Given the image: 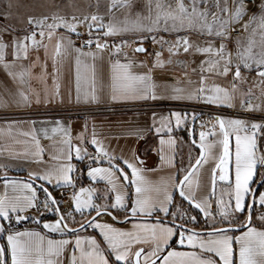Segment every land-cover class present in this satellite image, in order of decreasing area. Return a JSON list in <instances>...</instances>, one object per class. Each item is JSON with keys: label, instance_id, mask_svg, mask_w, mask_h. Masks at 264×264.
I'll use <instances>...</instances> for the list:
<instances>
[{"label": "snow or ice", "instance_id": "snow-or-ice-1", "mask_svg": "<svg viewBox=\"0 0 264 264\" xmlns=\"http://www.w3.org/2000/svg\"><path fill=\"white\" fill-rule=\"evenodd\" d=\"M136 2L109 0L106 14L110 18L107 22L103 20L104 14L99 12L82 16L72 14L68 18L56 7L51 13V23H46L49 20L47 15L27 16V23L34 27L22 38L13 35L6 42L0 35V68L17 85L12 102L17 105L31 103L32 96L24 90V85L28 83L26 77L33 75L31 68L37 63L41 67L39 78L46 80L49 51L44 40L47 36L51 41L55 36L54 50L50 54L53 88L51 92L45 88V104L57 99L64 103L58 80L65 62L71 59L74 60V96L70 86L69 103L74 100L78 105H95L105 99L122 102L168 98L235 107L239 96L242 109L249 112L260 109L261 105L253 104L251 97L254 89L264 97V0H140L142 10L133 12ZM20 6L19 0H8L7 8L0 11V16L4 17L0 32L12 30L8 23L13 15L11 9ZM112 9L122 10V18H117ZM80 25L86 27L88 36L77 46L70 34L80 36ZM59 28L65 29L69 35H57ZM93 29L99 30V34L94 35ZM161 32L174 36L168 39L159 35ZM128 34L133 38H124ZM193 34H197V39L192 38ZM101 36L121 38L109 42L102 40ZM149 39L160 48L149 51L144 46V41ZM230 41L235 43V51L229 49ZM40 47L44 48V62H40L37 56L31 65L21 64L19 69L16 68L17 61L26 58L30 48ZM9 48L12 59H7ZM165 48L169 53L167 59L162 58ZM129 50L132 57L143 53L144 58H131ZM181 53L204 54L199 62L198 83L189 81V86H180L179 81L169 84L154 79V71L163 69L166 64L187 68V61L180 58ZM137 67L144 70H134ZM243 70L255 73L247 91L240 87L248 82ZM207 73L225 78L231 75L230 87L208 84L207 81L214 77ZM35 101L41 102L39 92L35 93ZM0 104L7 106L2 96ZM159 120L158 125L157 113L153 112L149 130L154 129L157 134L166 130L169 135L167 138L159 136L160 146L154 149L160 160L156 169L145 168L143 159L135 150L130 149V156L110 152L97 138L95 125L90 141L82 131L76 136L80 143L74 145L70 127L56 120L52 132L61 133L63 138L58 142L57 151L49 154L53 160L64 163L45 166V149L34 127L23 133L31 137L30 141L14 140L13 143L32 146L22 150L23 159L37 167L29 169L27 180H18L9 178L7 166L0 165L5 169L4 178L0 180L3 185L0 191V236L6 239V244L0 245V264H264V227L255 226L253 216L259 209L255 219L264 222V151L259 150L257 143L258 133L264 135V121H256L251 116L221 114L201 119V114L195 110L191 113L171 111L168 116H160ZM173 120L177 128L181 125L186 128L191 144L198 146L199 153L194 162L190 157L188 165L181 164L175 173L152 180L144 173L159 170L162 166L176 167L174 153L170 154L165 148L171 149L176 142L170 135ZM197 122L201 129L198 140L195 138ZM40 130L45 137L49 136L47 129ZM142 133V129H137L129 134L140 136ZM86 142L94 146V155L83 147ZM73 152L78 160L85 157L89 160L88 177L93 181L98 178L106 181L115 193L114 198L105 196L104 203H96L92 196L95 188L76 190L70 175L75 170L71 162ZM4 153L17 154L13 148L0 147V154ZM209 162L212 164L210 194L198 198L199 173ZM218 182L222 191L214 201V213L212 197H216ZM46 184L71 188L68 195L72 207L62 211L59 207L62 198L54 197ZM38 191L43 193V199L38 196ZM82 193H87V198H83ZM177 193L180 204L174 203ZM185 201L205 217L199 228L195 227V215L184 219L186 212L182 205ZM30 210L36 213L52 211L56 219L44 220V231L38 227L17 229L16 225L27 218ZM75 213L80 214L83 222L77 221ZM104 216L131 224V228L116 227ZM153 216L154 220L148 219ZM33 219L40 225L39 217ZM88 227L97 235L79 234ZM51 234L60 238H53ZM174 237L175 245H180L181 249L187 246L190 250L178 249L170 243Z\"/></svg>", "mask_w": 264, "mask_h": 264}, {"label": "crops", "instance_id": "crops-1", "mask_svg": "<svg viewBox=\"0 0 264 264\" xmlns=\"http://www.w3.org/2000/svg\"><path fill=\"white\" fill-rule=\"evenodd\" d=\"M7 2L8 0H0V11L5 10L7 8ZM56 8L51 6L48 10V12H40L33 15V17H40L47 15L49 16V20L46 21V23H51V13ZM142 10L141 2L140 0H137L136 4L134 5L133 12ZM13 15L9 19L8 23L12 26V30L0 32V35L3 36L6 42L10 41L11 37L15 35L17 38H22L24 35H26L34 26L27 23V16L29 15H22V13L19 14V7L11 9ZM99 12V11H97ZM108 12V9L106 11H101L99 13L104 14L103 20L107 22L109 20V15L106 13ZM112 12H114L117 16V18H122L123 12L122 10L118 11L117 9H112ZM89 12L87 11V8L80 13H77L76 15L82 16V14H85ZM60 14L65 15L66 17L70 18L71 15L66 9H60ZM3 21L4 17L0 16V27H3ZM79 31L81 33L80 36H77L75 33H71V38L73 39L74 43L77 46H80V40L87 37L88 33L86 30V27L84 25H80ZM57 35L59 34H66L69 35V33L66 32L65 29L59 28L56 30ZM93 34H99V30L93 29ZM159 35H163L168 39H172L174 34L170 36L168 33L161 32ZM234 36L236 33L233 34ZM121 37H104L101 36V39L108 40L109 42L112 41H118ZM124 38L131 39L133 38L131 34L125 35ZM193 39H197V34H193ZM37 39H39V32L37 30ZM55 39L54 36L51 41L48 40L47 36L45 37L44 43L48 44V51H49V58L47 59V77L46 80L40 79L41 74V67L40 63H37L35 67L31 68L32 76L26 77V80L28 83L24 85V90L29 93L30 96H32V101L28 105H17L12 102V100L16 97L17 92V85L9 78L2 68H0V96H2L7 101V106H4L3 104H0V147H10L16 150L15 156H10L7 153L0 154V165H6L7 166V174L8 175H17V176H25L28 177V171L29 169H34L37 167L36 164L31 163L28 160L23 159V149L26 147H32L29 144L24 143H13L14 140H21V141H30V136L23 135L24 132L31 131L34 127L36 129V135L40 140L41 146L44 147V161L45 166L48 164H56V163H64L65 161H55L51 158V155L49 153H55L57 151L58 142L63 138L62 134L57 132L53 133L52 128L55 126V122L57 119H59L62 124L65 127H70L71 134L73 137V144H79L80 141L76 139V136L78 133L84 131L86 139L90 141L91 133L93 130V125H95L96 135L98 139H101L104 142V145L107 147V149L110 152H115L117 155L123 154V155H131L130 149L135 150V152L138 154L139 157L143 160H147L148 163L151 164V166H156L160 164L159 155L157 151H154L155 145L159 140V136H167L169 133L167 131H163L159 134L155 132L154 129L151 131L144 130L141 126H139V123L141 120L148 119L151 121L150 126L152 125V113H157V124L159 125L160 116H168L171 111H185V108L187 109H194L197 107H207L209 109H223L224 111H236L238 113L243 112H249L248 110L242 109L240 107V97L237 96L235 100V107H228V106H215V105H209L200 101L196 100H172L168 98H162V99H156V100H137V101H122V102H111L108 100H104L103 102L95 105H78L74 102L69 103L68 102V88L71 86L73 89V96H74V60H68L65 62L64 67L61 71V74L59 76V84H60V92L64 96V103L61 104L59 100L57 99L54 102H50L45 104L43 102L44 92L45 88L47 87L48 91L51 92L53 88V81H52V61L50 58L51 52L54 50L55 45ZM202 41L203 38H200ZM144 46L149 50L152 51L153 49H159L160 46L153 45L151 40L144 41ZM229 49L235 51V43L230 41L228 44ZM9 55L7 56V59H12L10 53L11 49L9 48L7 50ZM130 57L133 59H143L144 54L143 53H137L136 56L132 57L131 51L129 50ZM37 56L39 57L40 62L45 61V55H44V48L40 47L39 49L36 48H30L28 52V56L26 58H22L17 61L16 68L19 69V66L22 64L24 66L31 65L34 61L37 60ZM169 57V53L167 52L166 48L162 50V58L167 59ZM180 58L184 59L188 63V67L184 68L183 66L171 64V65H165L163 69H156L154 71V79L157 81L166 82L169 84L176 83L179 81L180 86H189V81H192L194 83H198L200 69H199V62L204 58V54H191V53H181ZM123 59V57H121ZM175 60L176 57H173ZM107 60V54L105 53V61ZM192 69H195V71H192ZM136 71H143L144 69H141L139 67L135 68ZM247 74L248 82L246 84L241 85V89L243 91H247L248 85L253 82V78L255 76L254 72H248L247 70H243ZM185 73H187L185 75ZM210 78L207 83L208 84H220L223 87H230L229 80L231 79V75L229 77H220V76H214L212 73H207ZM39 92L41 96V102L36 103L35 101V93ZM253 96L251 97V102L253 104H259L261 107H263L261 101L264 99V97L260 96V92L258 89L253 90ZM247 99V97H246ZM260 107V109H262ZM258 110L251 111V113H257ZM189 113L192 111L186 110ZM230 116V115H227ZM232 117V116H231ZM111 118V119H109ZM35 121V124L33 125L32 122ZM15 122V123H11ZM85 123H87V129H85ZM141 124V123H140ZM9 128H11V131H9ZM41 128H45L48 131L49 136L45 137L44 133L40 130ZM151 128V127H150ZM137 129H142L143 133L140 136L132 135L129 133L135 132ZM175 138L176 141V148L174 149V156H175V164L176 167L174 170L178 167H180L181 164L187 166L189 163V158H192V161L194 162L195 157L199 153V149L191 144V139L188 134V131L186 128L181 125L180 128H177L174 124L173 120V131L170 134ZM197 139V138H196ZM258 148L260 151H264V135H260L258 133ZM83 147L87 148L88 153L92 154L94 153L95 149L94 146L91 145V143L86 142ZM75 165V170L70 173V175L75 179L78 174L80 173V170H84L86 166L90 163L89 160L85 157L83 160H78L75 156V153L73 152V157L71 161ZM89 162V163H88ZM87 168L84 170L86 173ZM4 168H0V176L4 175ZM18 180H24L22 178H15ZM85 183L83 186H87L86 184H91L89 180L85 177L84 178ZM102 184V183H99ZM76 186V185H75ZM46 187L49 188V190L53 193L55 190H61L65 189L63 187L54 186L52 184H46ZM99 188L102 189L100 192H106L109 194L110 197L111 194L109 190L104 186H99ZM3 185L0 184V191H2ZM71 189V188H69ZM72 191V189H71ZM54 194V193H53ZM178 194V193H177ZM55 195V194H54ZM68 195V194H67ZM67 195H60L59 192L56 194L57 199L62 198V202L60 204V207L63 210L64 209V197ZM38 196L43 199V193L41 191H38ZM113 198V197H112ZM101 197L98 196L95 200L96 203H102ZM225 200L228 199L227 196L224 197ZM176 201V199H175ZM174 203L176 204V202ZM111 203V199L108 201ZM188 207H184L182 205V209L186 212V214H189L190 216H198L197 210H192L189 208V204L187 202H184ZM175 210V209H173ZM214 213L216 211V207L214 210H212ZM260 210L258 209L256 212H254V223L257 227H264V222L260 221L259 219H255L256 216L259 215ZM118 215H123V213H119ZM76 219L79 222H83L81 219V216L79 213H75ZM33 217H39L41 219L40 225H37L36 221L33 219ZM200 220L204 221L205 217L203 214L199 215ZM56 219V215L52 211H41L40 213H36L35 210H30L29 214L27 215V218L20 222L18 225H16L17 229H23V228H34L38 227L39 230L44 231L42 229V222L44 220L52 221ZM104 219L108 222L113 223L116 227L124 228V229H130L131 224L128 223H117L116 221H113L111 217L104 216ZM220 217L218 216L217 221H219ZM190 226H192L190 224ZM199 228L198 226H195ZM82 236L86 235H97L96 232L93 231L92 228L88 227L85 228L84 231H81L79 233ZM53 238H60L57 234H51ZM98 239H100L99 236H97ZM2 245L6 244V239L3 236H0ZM175 237L173 238V241L170 243L174 244ZM178 249H181L180 245H175ZM181 250H190L187 246H184Z\"/></svg>", "mask_w": 264, "mask_h": 264}, {"label": "rangeland", "instance_id": "rangeland-1", "mask_svg": "<svg viewBox=\"0 0 264 264\" xmlns=\"http://www.w3.org/2000/svg\"><path fill=\"white\" fill-rule=\"evenodd\" d=\"M19 3L21 5L19 7V14L22 13V15L24 14V15L33 16L34 14L39 13L40 11L41 12H48V10L51 6H53V7L56 6V7H59L60 9H66L70 13V15H72V14H77V13L83 12L86 8H87V11L89 12V14L92 12H97V11H99V12L106 11V9H108L107 5L109 3V0H19ZM261 103H262L263 107H261L262 109H260V111H257V113L264 115V99H262ZM225 115L227 116V114H225ZM230 116H232V115H230ZM232 117H244V115L242 113H239L238 115H235ZM252 118L255 119L256 121H259L254 116ZM109 119H111V118H109ZM140 123H139V126L144 128V130H148L151 127L150 126L151 121L148 119L143 118ZM198 139H199V134L197 135V140ZM154 145L156 147L154 149H158L160 146L159 140L156 143H154ZM165 148H166V151L169 152L170 154L174 153V149L176 148V142H175V145L171 149H168L167 146H165ZM143 161H144V167L145 168H147V169H156L157 168V165L151 166V164L148 163L147 160H143ZM92 166L95 167L96 164H92ZM101 166H105V165L102 164ZM211 166H212V164H211V162H209L208 164H205L200 170L199 187H198L197 193H196L198 198L202 197L204 195L210 194L211 185H210V179L209 178H210ZM175 172H176V169L174 170V168H171L169 166H162L159 168V170L149 171V172L144 173V175H146L148 178H150L152 180H158L161 177H167L170 173H175ZM85 177L89 180V182L92 183V185L86 184L87 186H83L85 183V180H84ZM73 180H74L75 185H76V190H78L80 187L95 188L96 191L92 193L94 201L96 200V198L98 196H100L101 202L104 203L105 202V199H104L105 196H107L109 198H112V197L114 198V196H115V193L110 190L109 185L107 184L106 181H104L100 178H98L97 181L91 180V178H89L87 175V170H86V173L83 171V169L80 170V173L78 174V176ZM99 183H102V184H99ZM103 184L109 190L112 197H110L109 194L106 192H100L99 193V191H102V189L99 188V186H102ZM215 191H216V197H212V200H213L212 210H214V208L216 207V204L214 202L215 199L220 196L221 191H222V188H221V185L219 182L217 184ZM81 195L83 198H87V193H82ZM54 196H56V194ZM175 202H176V204L181 203V198L179 197L178 194L176 196ZM183 206L186 208L188 207L184 203H183ZM70 207H72V203H71L69 195H67L66 197H64V209L67 210ZM189 208H191L192 210H197L191 206H189ZM197 211H198V216H196L197 217L196 225H200L202 221L200 220L199 215L202 213H200L199 210H197ZM160 215L163 216V213H161ZM189 217H190V215L186 214L184 219H188ZM150 218H155V216L149 217L148 219H150ZM216 219H218V216L216 217Z\"/></svg>", "mask_w": 264, "mask_h": 264}, {"label": "built area", "instance_id": "built-area-1", "mask_svg": "<svg viewBox=\"0 0 264 264\" xmlns=\"http://www.w3.org/2000/svg\"><path fill=\"white\" fill-rule=\"evenodd\" d=\"M85 39H87V37L81 39L80 40V44H81V41L82 40H85ZM93 47H94V45H93ZM85 50H87V47H85ZM185 110H190V111L195 110L197 113H200L201 114V119H208V117L210 115H215V114H221V115L227 114V115H232V116H235V115H238L239 114L238 112H236L234 110L227 112V111H224L223 109H209L207 107H197V108H194V109H187V108H185ZM242 114L244 116L245 115L246 116H252L253 115L254 117H256L257 120L264 121V115H261V114H256V113H251V112H244ZM200 130L201 129H200V126H199V122H197V124H196V131H197L198 134H199V131ZM92 154L94 155V153H92ZM69 192H71V189L65 188V189H61L59 191V194L60 195H67Z\"/></svg>", "mask_w": 264, "mask_h": 264}, {"label": "water", "instance_id": "water-1", "mask_svg": "<svg viewBox=\"0 0 264 264\" xmlns=\"http://www.w3.org/2000/svg\"><path fill=\"white\" fill-rule=\"evenodd\" d=\"M190 139H191V137H190ZM197 148H198V146L197 145H195ZM199 149V148H198ZM8 177L9 178H22V179H24V180H27L28 179V177H25V176H17V175H8ZM4 178V175L3 176H0V180H2ZM255 187L256 188H259L260 186L259 185H255ZM52 195L54 196V194L52 193ZM54 197H56V196H54ZM185 202H187V201H185ZM188 203V202H187ZM59 207H60V205H59ZM61 208V207H60ZM62 210V209H61ZM254 214V213H253ZM155 218H150L149 220H154ZM117 223H120V224H123L124 222H119V221H116ZM0 245H2V242H1V239H0Z\"/></svg>", "mask_w": 264, "mask_h": 264}, {"label": "flooded vegetation", "instance_id": "flooded-vegetation-1", "mask_svg": "<svg viewBox=\"0 0 264 264\" xmlns=\"http://www.w3.org/2000/svg\"><path fill=\"white\" fill-rule=\"evenodd\" d=\"M197 135H198V133H197L196 128H195V138H197ZM254 187H255V186H254ZM253 216H254V214H253ZM199 218H201V217H199ZM203 223H204V221H202L200 225H202ZM200 225H196V226L199 227Z\"/></svg>", "mask_w": 264, "mask_h": 264}, {"label": "trees", "instance_id": "trees-1", "mask_svg": "<svg viewBox=\"0 0 264 264\" xmlns=\"http://www.w3.org/2000/svg\"><path fill=\"white\" fill-rule=\"evenodd\" d=\"M86 168H87V166L84 168V170H85ZM84 170H83V171H84ZM254 186H255V185H254ZM58 192H59V190H55V191H53L54 194H57Z\"/></svg>", "mask_w": 264, "mask_h": 264}]
</instances>
